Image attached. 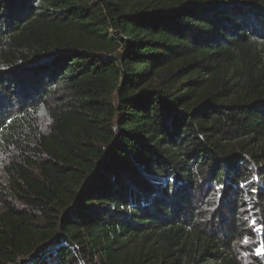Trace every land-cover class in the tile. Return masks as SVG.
Segmentation results:
<instances>
[{
  "label": "trees",
  "instance_id": "trees-1",
  "mask_svg": "<svg viewBox=\"0 0 264 264\" xmlns=\"http://www.w3.org/2000/svg\"><path fill=\"white\" fill-rule=\"evenodd\" d=\"M2 154L0 264H264V0H0Z\"/></svg>",
  "mask_w": 264,
  "mask_h": 264
},
{
  "label": "rangeland",
  "instance_id": "rangeland-1",
  "mask_svg": "<svg viewBox=\"0 0 264 264\" xmlns=\"http://www.w3.org/2000/svg\"><path fill=\"white\" fill-rule=\"evenodd\" d=\"M36 123H37V127L42 132H44L49 126V121L47 120V117L43 113L39 114V116L36 118ZM7 159L8 157L6 156V154L0 155V183L1 185H4V175L2 172V168ZM247 222H248L247 226L251 230L253 239H250L248 236V237H245L243 240L244 241L252 240L251 250H253L255 256L261 255L262 251L260 249H256V247H257V244L259 243L258 241L261 238V231L264 229V226H261L259 224L257 216L252 214L251 211L249 212Z\"/></svg>",
  "mask_w": 264,
  "mask_h": 264
},
{
  "label": "water",
  "instance_id": "water-1",
  "mask_svg": "<svg viewBox=\"0 0 264 264\" xmlns=\"http://www.w3.org/2000/svg\"><path fill=\"white\" fill-rule=\"evenodd\" d=\"M99 171H100V170H99ZM99 171H98V172H99ZM98 172H97V173H98Z\"/></svg>",
  "mask_w": 264,
  "mask_h": 264
}]
</instances>
